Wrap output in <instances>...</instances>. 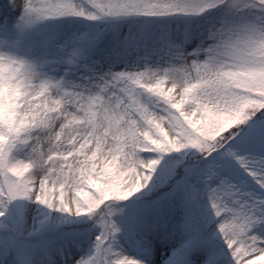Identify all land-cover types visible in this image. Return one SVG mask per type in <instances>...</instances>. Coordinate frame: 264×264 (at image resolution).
<instances>
[{"label":"snow or ice","instance_id":"1","mask_svg":"<svg viewBox=\"0 0 264 264\" xmlns=\"http://www.w3.org/2000/svg\"><path fill=\"white\" fill-rule=\"evenodd\" d=\"M0 264H264V0H0Z\"/></svg>","mask_w":264,"mask_h":264}]
</instances>
